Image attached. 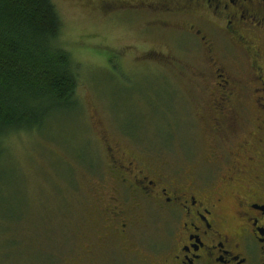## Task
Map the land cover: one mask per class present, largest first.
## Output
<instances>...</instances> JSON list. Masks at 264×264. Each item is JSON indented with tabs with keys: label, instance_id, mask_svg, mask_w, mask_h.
<instances>
[{
	"label": "rangeland",
	"instance_id": "obj_1",
	"mask_svg": "<svg viewBox=\"0 0 264 264\" xmlns=\"http://www.w3.org/2000/svg\"><path fill=\"white\" fill-rule=\"evenodd\" d=\"M51 1L62 23L59 43L78 73L81 110L62 112L41 135L9 140L16 189L0 197L22 211L23 222L15 233L0 224L9 231L0 238V264L91 263L85 243L99 224L98 177L112 171L104 139L162 172L198 168L208 148L197 41L159 29L166 19L134 12L124 0ZM4 241H16L17 253Z\"/></svg>",
	"mask_w": 264,
	"mask_h": 264
},
{
	"label": "flooded vegetation",
	"instance_id": "obj_2",
	"mask_svg": "<svg viewBox=\"0 0 264 264\" xmlns=\"http://www.w3.org/2000/svg\"><path fill=\"white\" fill-rule=\"evenodd\" d=\"M123 3L200 44L208 148L198 168L162 172L104 139L90 264H264V0Z\"/></svg>",
	"mask_w": 264,
	"mask_h": 264
},
{
	"label": "trees",
	"instance_id": "obj_3",
	"mask_svg": "<svg viewBox=\"0 0 264 264\" xmlns=\"http://www.w3.org/2000/svg\"><path fill=\"white\" fill-rule=\"evenodd\" d=\"M61 33L51 0H0V193L16 189L7 166L9 140L41 135L62 112L80 109L75 96L78 73L59 43ZM9 205L0 197V224H12L15 233L23 213ZM8 233L0 229V238ZM6 243L5 250L17 253L16 241Z\"/></svg>",
	"mask_w": 264,
	"mask_h": 264
}]
</instances>
